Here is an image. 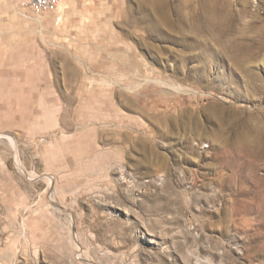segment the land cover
<instances>
[{"label": "rangeland", "instance_id": "1", "mask_svg": "<svg viewBox=\"0 0 264 264\" xmlns=\"http://www.w3.org/2000/svg\"><path fill=\"white\" fill-rule=\"evenodd\" d=\"M215 1L0 0V264H264V0Z\"/></svg>", "mask_w": 264, "mask_h": 264}, {"label": "bare ground", "instance_id": "2", "mask_svg": "<svg viewBox=\"0 0 264 264\" xmlns=\"http://www.w3.org/2000/svg\"><path fill=\"white\" fill-rule=\"evenodd\" d=\"M222 7V6H221ZM227 8H220L218 7V5L216 4V1L213 0L212 4L209 5L208 9H207V18L209 20L210 23H215L219 22L221 26H227L228 25V19H227ZM261 155H258V157H260ZM229 160L227 159H222L220 158L219 162H220V167H219V176H223L222 174V163H224L226 165V167H232L234 169V172L236 174L237 179L239 180V182H241L240 180V176L246 171L243 163L241 162V159L237 156L235 157H228ZM238 182V181H237ZM218 185L220 187V189L222 188V181L218 182Z\"/></svg>", "mask_w": 264, "mask_h": 264}, {"label": "built area", "instance_id": "3", "mask_svg": "<svg viewBox=\"0 0 264 264\" xmlns=\"http://www.w3.org/2000/svg\"><path fill=\"white\" fill-rule=\"evenodd\" d=\"M61 0H27L32 13L38 17L55 12Z\"/></svg>", "mask_w": 264, "mask_h": 264}]
</instances>
